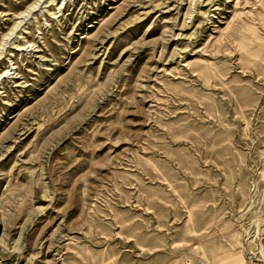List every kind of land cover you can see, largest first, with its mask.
Masks as SVG:
<instances>
[{
	"label": "rangeland",
	"instance_id": "1",
	"mask_svg": "<svg viewBox=\"0 0 264 264\" xmlns=\"http://www.w3.org/2000/svg\"><path fill=\"white\" fill-rule=\"evenodd\" d=\"M254 250L264 0H0V264Z\"/></svg>",
	"mask_w": 264,
	"mask_h": 264
},
{
	"label": "built area",
	"instance_id": "2",
	"mask_svg": "<svg viewBox=\"0 0 264 264\" xmlns=\"http://www.w3.org/2000/svg\"><path fill=\"white\" fill-rule=\"evenodd\" d=\"M263 237L260 239L262 240ZM246 264H264V257L259 254L258 250H254V252H248L245 256Z\"/></svg>",
	"mask_w": 264,
	"mask_h": 264
},
{
	"label": "bare ground",
	"instance_id": "3",
	"mask_svg": "<svg viewBox=\"0 0 264 264\" xmlns=\"http://www.w3.org/2000/svg\"><path fill=\"white\" fill-rule=\"evenodd\" d=\"M30 9V8H29ZM52 16V15H51ZM220 264H232V262L228 259H224V260H222L221 261V263Z\"/></svg>",
	"mask_w": 264,
	"mask_h": 264
}]
</instances>
